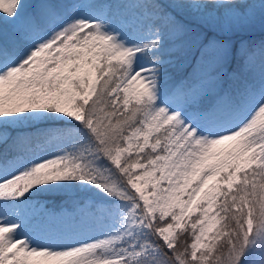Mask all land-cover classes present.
<instances>
[{
  "label": "snow or ice",
  "instance_id": "1",
  "mask_svg": "<svg viewBox=\"0 0 264 264\" xmlns=\"http://www.w3.org/2000/svg\"><path fill=\"white\" fill-rule=\"evenodd\" d=\"M257 31L264 0H0V264H264Z\"/></svg>",
  "mask_w": 264,
  "mask_h": 264
},
{
  "label": "rangeland",
  "instance_id": "2",
  "mask_svg": "<svg viewBox=\"0 0 264 264\" xmlns=\"http://www.w3.org/2000/svg\"><path fill=\"white\" fill-rule=\"evenodd\" d=\"M261 38H264V35H262L258 31L249 34V36L247 37V39H251L253 41H259ZM89 195L90 194H80L77 197H78V199H87ZM38 199H40L45 204V206L47 208L52 209L54 211H60L62 208H69L70 209V207H67V206H64V205L54 204L52 200H48L46 198H42L41 196H38Z\"/></svg>",
  "mask_w": 264,
  "mask_h": 264
},
{
  "label": "trees",
  "instance_id": "3",
  "mask_svg": "<svg viewBox=\"0 0 264 264\" xmlns=\"http://www.w3.org/2000/svg\"><path fill=\"white\" fill-rule=\"evenodd\" d=\"M80 194H77L75 197H72L70 195L62 194V193H57V194H38V196H41L42 198H46L48 200H52L54 204L57 205H64L67 207H70L71 204V199L77 198Z\"/></svg>",
  "mask_w": 264,
  "mask_h": 264
}]
</instances>
